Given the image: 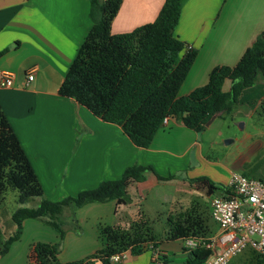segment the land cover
<instances>
[{
	"label": "crops",
	"instance_id": "obj_1",
	"mask_svg": "<svg viewBox=\"0 0 264 264\" xmlns=\"http://www.w3.org/2000/svg\"><path fill=\"white\" fill-rule=\"evenodd\" d=\"M164 1L122 0L111 21V33L129 32L154 21ZM89 7L90 0H0V51L5 50L0 55V71L14 75L11 86H0L1 108L45 199L57 201L75 196L103 180L120 178L134 164L150 166L152 170L145 172L143 181L129 184L130 200L126 204L107 200L90 202L74 211L66 207L60 217L65 229L62 240L42 219H24L19 238L5 253L12 255V264H38L33 251L37 242L58 244L61 263L99 264L91 256L103 246L101 228L111 225L126 229L131 222L148 218L152 211L144 203L153 188L181 182L191 193L192 185L187 180L207 176L213 182L226 183L233 172L208 155L224 122L218 115L201 132L170 117L144 148L133 144L120 125L106 122L73 98L58 94L92 26ZM180 7L174 35L197 50L178 91L183 96L204 85L212 68L235 65L264 31V0H181ZM31 68H35L34 79L26 84V72ZM229 84L226 81L223 90H228ZM254 87L260 88L258 104L264 97L263 78L244 89L239 101ZM157 175L169 179L158 180ZM163 197L166 199V195H158L157 202H164ZM3 199L1 196L0 206ZM41 199L30 207L37 206ZM3 212L1 209L0 243L17 228L4 220L12 213ZM160 242L158 238L155 251L146 245L142 255L129 252L115 264L160 263L158 253L169 255Z\"/></svg>",
	"mask_w": 264,
	"mask_h": 264
},
{
	"label": "trees",
	"instance_id": "obj_2",
	"mask_svg": "<svg viewBox=\"0 0 264 264\" xmlns=\"http://www.w3.org/2000/svg\"><path fill=\"white\" fill-rule=\"evenodd\" d=\"M121 2L90 0L92 26L65 73L58 94L73 98L102 120L120 125L136 146L147 148L165 117L177 118L196 132L203 131L213 115L231 116L242 91L264 78L263 31L235 65L212 68L204 85L179 96L181 84L197 55L196 49L188 47L173 32L180 16L181 0H165L154 21L129 32L112 34L111 21ZM4 51H0V55ZM226 81L230 84L225 91L223 85ZM258 107L264 113V97ZM148 170L152 168L134 164L127 167L120 178L103 180L96 187L82 190L75 196L57 201L42 198L43 188L0 105V196L4 197L8 188L17 189L21 204L8 220L4 219L13 222L17 228L0 243V256L19 238L24 219L46 220L62 240L65 229L60 217L66 207L74 211L87 203L107 200L126 204L130 200L127 187L130 183L143 181ZM157 179L169 178L157 175ZM189 183L207 195L223 188L207 176L189 179ZM34 197L42 198L37 206H22ZM204 220L198 206L186 209L177 218L168 217L169 229L165 239L210 236L215 230L209 233ZM100 234L103 246L91 256L100 264H111L109 257L124 250L141 254L148 242L152 243V251L158 245V239L143 218L131 222L126 229L104 226ZM58 249V244L37 242L33 249L37 263L83 264V261L59 262ZM183 249L187 257L181 264H203L211 254L203 245ZM158 260L160 263L154 260L151 264L172 262L160 253Z\"/></svg>",
	"mask_w": 264,
	"mask_h": 264
},
{
	"label": "rangeland",
	"instance_id": "obj_3",
	"mask_svg": "<svg viewBox=\"0 0 264 264\" xmlns=\"http://www.w3.org/2000/svg\"><path fill=\"white\" fill-rule=\"evenodd\" d=\"M259 92L260 88L254 87L242 100L238 101L237 108L231 116H218L224 122L218 130L216 142L208 155L211 160L227 166L233 172L264 180V113L260 111L257 104ZM215 183L223 187L226 185L221 182ZM158 195H166V199L163 197L165 201L157 202ZM38 198L41 197H34L22 206L35 205ZM209 199L210 195L193 186L191 193L185 191L181 182L168 183L166 188L161 186L151 190L144 205L153 214L151 212L145 220L147 223L150 221L151 231L157 239H160V247L168 252L171 264H181L187 257V252L183 249L185 248L183 240L165 239V233L169 229L168 217L177 218L186 209L198 206L199 212L205 219L204 223L211 233L216 230V224L210 218ZM19 206L21 204L18 202L17 189L8 188L4 193L0 210L4 209L3 213L9 215ZM41 222L50 227L46 220ZM145 256L148 255L145 254ZM12 261V255L4 254L1 264H12ZM228 264H264V258L254 249L246 247L232 257Z\"/></svg>",
	"mask_w": 264,
	"mask_h": 264
},
{
	"label": "built area",
	"instance_id": "obj_4",
	"mask_svg": "<svg viewBox=\"0 0 264 264\" xmlns=\"http://www.w3.org/2000/svg\"><path fill=\"white\" fill-rule=\"evenodd\" d=\"M190 47V46H188ZM35 68L26 72V84L34 79ZM13 73L0 71V86L9 87ZM163 119V124L167 122ZM210 218L216 230L208 237L188 236L183 240L188 249L203 245L211 251L203 264H228L232 257L250 247L264 256V181L232 172L222 190L210 195ZM152 249V243H146ZM129 250L109 257L115 264L127 257ZM158 255V254H157Z\"/></svg>",
	"mask_w": 264,
	"mask_h": 264
},
{
	"label": "water",
	"instance_id": "obj_5",
	"mask_svg": "<svg viewBox=\"0 0 264 264\" xmlns=\"http://www.w3.org/2000/svg\"><path fill=\"white\" fill-rule=\"evenodd\" d=\"M172 31V30H171ZM217 116V114L213 115L207 122H206V127L213 121V119Z\"/></svg>",
	"mask_w": 264,
	"mask_h": 264
}]
</instances>
